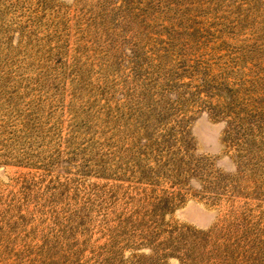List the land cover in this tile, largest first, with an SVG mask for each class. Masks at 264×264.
I'll use <instances>...</instances> for the list:
<instances>
[{
    "label": "rangeland",
    "instance_id": "1",
    "mask_svg": "<svg viewBox=\"0 0 264 264\" xmlns=\"http://www.w3.org/2000/svg\"><path fill=\"white\" fill-rule=\"evenodd\" d=\"M185 146L264 214V0H0V264H228Z\"/></svg>",
    "mask_w": 264,
    "mask_h": 264
},
{
    "label": "trees",
    "instance_id": "2",
    "mask_svg": "<svg viewBox=\"0 0 264 264\" xmlns=\"http://www.w3.org/2000/svg\"><path fill=\"white\" fill-rule=\"evenodd\" d=\"M181 150L183 159L173 165L169 164L176 174L177 183L172 187L173 191L162 193L163 197L159 199L161 210L169 212L175 208L177 202L183 203L186 192L192 191L186 180L197 179L200 182L201 196H209V200L214 204L226 201L232 208L229 211V224L221 227L220 231L215 229L208 233V238L217 233L216 238L214 237V252L228 264H264V214L256 215V210L250 202L252 198L244 197L249 201L242 202L240 207L237 206V198L242 197L239 186L242 168H239L237 175L226 176L213 165H207L202 159H198L190 170L186 156L189 150L186 146L184 151L183 148ZM260 207L262 206H256Z\"/></svg>",
    "mask_w": 264,
    "mask_h": 264
}]
</instances>
